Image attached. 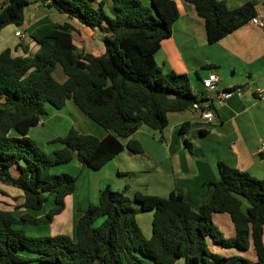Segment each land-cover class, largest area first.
<instances>
[{
    "label": "trees",
    "instance_id": "16d2710c",
    "mask_svg": "<svg viewBox=\"0 0 264 264\" xmlns=\"http://www.w3.org/2000/svg\"><path fill=\"white\" fill-rule=\"evenodd\" d=\"M35 1L99 30L104 51L80 49L73 39L75 26L51 20L30 31L39 46L33 55L0 51V182L22 193V202L11 210L0 208V264H24L27 253L41 264H175L179 259L184 264H264V176L223 162L218 163V179L208 183L209 199L197 207L181 192L162 197L135 191L129 196L128 186L106 185L95 203L78 209L72 236L31 237L15 227L49 224L64 210L76 177L52 174V167L76 158L81 166L99 169L123 149L142 154L141 143L131 137L141 126L158 131L162 141L170 113L206 102L192 91L188 74L164 72L154 58L178 17L175 0H149V5L141 0ZM184 1L204 19L209 42L256 15L250 2L230 9L222 0ZM30 3L2 0L0 31L10 24L21 27ZM57 65L63 81L53 75ZM68 99L106 134L98 137L70 127L51 140L61 147L46 153L28 132L47 114L46 105L60 109ZM189 127L183 123L180 134ZM0 194L7 195L2 189ZM50 195L52 207L43 215L32 213L42 209ZM148 210L153 218L146 238L136 215ZM215 214L229 217L233 235H224L214 223ZM210 245L242 252L252 248L255 260L241 253L222 255Z\"/></svg>",
    "mask_w": 264,
    "mask_h": 264
},
{
    "label": "crops",
    "instance_id": "0c3cea01",
    "mask_svg": "<svg viewBox=\"0 0 264 264\" xmlns=\"http://www.w3.org/2000/svg\"><path fill=\"white\" fill-rule=\"evenodd\" d=\"M222 1L230 9L250 2L256 15L264 17V0ZM175 2L178 17L172 23L170 36L162 41L154 55L156 63L164 72L188 74L192 91L197 96L207 95L201 80L211 72L218 74L220 88L241 86L242 95L233 96L222 103L212 100L211 120L203 118L195 109L170 113L168 125L162 132V141L141 126L131 137L141 143L143 153L131 154L123 149L99 168L96 183L84 182H89L87 177L90 175L88 170H84L82 185L79 189L75 186L74 192L66 196L64 210L51 222L57 223V232L72 236L78 209H85L96 202L99 190L106 185L113 189L128 186L131 195L139 191L166 197L171 191L181 192L186 200L197 207L211 195L212 187L208 183L218 179L219 162L247 171L257 178L264 176V153L259 150L264 139V28L248 21L218 41L209 42L205 21L197 14L194 5L184 0ZM36 4L25 7V21L21 27L10 24L1 29L0 51L10 48L13 55H33L39 46L30 39L29 33L36 26L47 20L67 21L74 26L76 22L79 23L54 8L43 7L38 2ZM27 9L32 10L27 14ZM79 25L81 37L87 39L86 49L101 54L104 47L100 31L90 30L81 23ZM12 26L13 30L9 28ZM18 29L23 32V37L15 35ZM4 31H11L14 39ZM19 42L22 47L17 46ZM185 122H189L190 127L181 135L179 128ZM105 134L101 132L96 136ZM53 138L55 135L50 140ZM60 147L56 146L54 150ZM11 171L14 173L16 170L12 168ZM135 173L139 174V187L127 180L129 174ZM0 189L7 193L6 196L1 194L0 208L11 210L15 196L18 197L17 203L22 202V193L17 188L0 182ZM217 217L224 235H233L229 217L225 214ZM214 251L222 255L241 253L255 260L252 248L242 253L214 246Z\"/></svg>",
    "mask_w": 264,
    "mask_h": 264
},
{
    "label": "rangeland",
    "instance_id": "374dc122",
    "mask_svg": "<svg viewBox=\"0 0 264 264\" xmlns=\"http://www.w3.org/2000/svg\"><path fill=\"white\" fill-rule=\"evenodd\" d=\"M28 1L31 2L30 3L31 6L37 5L35 0H28ZM141 1H142V4L149 5V0H141ZM31 10L32 9H27L26 10L27 14ZM9 28H12L13 30L14 26L9 27ZM75 28L76 30L73 31V39H74L75 44L80 49L82 48V49L87 50L86 49L87 39L84 40L81 37L79 23L76 22ZM7 30H11V29L7 28ZM4 32H8V31H4ZM10 33L11 31L8 32V35L12 36V34ZM12 39H14L13 36H12ZM53 75L59 81H61L64 78V74L59 65H57L56 68L54 69ZM46 110H47V114L42 117L41 119L42 121L36 126L32 127L28 133V135L36 141V143L39 145L41 150H43L46 153H52L56 146H61L57 142H51L50 140L51 137H53V135H55V137L63 136L70 127H74L78 131L79 129L83 130L85 133H90L93 135H96V134L98 135V133L105 132L103 128H101L95 122L87 118L76 107V105H74V103L69 99L66 100L64 106L60 109H55L50 105H46ZM142 128L147 130V132L154 134V137L158 140L160 136L158 131H154L146 126H143ZM84 170H88V172H90V175L87 177L89 182H87V180L84 182L90 184V182L92 183L94 181V183H96V180H98L99 178L100 169L92 170L88 168H81L76 158H74L69 163H65V164L58 165L56 167H52L49 170V172L52 174L68 173V174L75 176L76 177L75 186L77 187V189H79L83 182V171ZM127 180L132 185L135 184L136 185L135 187H139L138 186L139 174H136V173L129 174V176L127 177ZM127 193L129 196H131L130 190ZM0 197H1V194H0ZM13 202L14 203L12 204L14 205L17 204V200L13 199ZM52 205H53V195H50L48 197V200L44 203L42 209L37 210V211H32V213H34L35 215H43L45 211H47L50 207H52ZM16 214H18V212H16ZM220 215L221 214H215L213 217L214 223L217 225H219L218 223L219 217L217 216H220ZM152 218H153V213L151 210L143 211L142 213H138L136 215L137 223L146 238H149L151 234V219ZM15 227L21 228L27 236H31V237L51 235V233L52 235L65 233V232H57L58 230H57L56 222H54L53 224L49 223V224H36V225L24 223V224H17L15 225ZM210 249L214 251V246L210 245ZM242 253H245V251H243ZM24 257L29 258V260H27V262H25L24 264H41L37 260H35V257L33 254L27 253V254H24ZM176 262H177L176 264H184L183 259H179ZM206 264H211V263H206Z\"/></svg>",
    "mask_w": 264,
    "mask_h": 264
},
{
    "label": "built area",
    "instance_id": "2783aa9c",
    "mask_svg": "<svg viewBox=\"0 0 264 264\" xmlns=\"http://www.w3.org/2000/svg\"><path fill=\"white\" fill-rule=\"evenodd\" d=\"M249 22L264 28V17L255 15L250 18ZM15 35L17 37H23V32L21 30H16ZM218 74L211 72L207 77L202 78L201 82L206 91V102L201 106L199 103L194 102L192 104V109L197 110L201 113V116L207 120L213 118V110L209 107L212 104V100H216L220 103L225 102L233 96H241L243 89L241 86H233L231 88H220ZM261 153H264V139L261 141L260 148Z\"/></svg>",
    "mask_w": 264,
    "mask_h": 264
}]
</instances>
